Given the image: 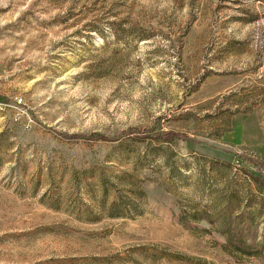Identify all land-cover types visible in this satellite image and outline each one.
Returning a JSON list of instances; mask_svg holds the SVG:
<instances>
[{"label": "rangeland", "instance_id": "obj_1", "mask_svg": "<svg viewBox=\"0 0 264 264\" xmlns=\"http://www.w3.org/2000/svg\"><path fill=\"white\" fill-rule=\"evenodd\" d=\"M195 140L264 162V0H0V264H264Z\"/></svg>", "mask_w": 264, "mask_h": 264}, {"label": "trees", "instance_id": "obj_2", "mask_svg": "<svg viewBox=\"0 0 264 264\" xmlns=\"http://www.w3.org/2000/svg\"><path fill=\"white\" fill-rule=\"evenodd\" d=\"M176 135L178 138L184 139L183 136L177 135L174 132H163V131H156L152 130L146 135H140L139 137L142 139H153V140H167L170 141ZM196 145H208L207 150H218L223 152L224 156H221L224 161L232 163L239 167L240 171H242L245 175L250 176L256 183H264V162L259 161L256 158L246 155L237 153L232 149H225L220 148L218 146L210 145L203 143L201 141L195 140ZM203 143V144H201ZM229 159V160H228Z\"/></svg>", "mask_w": 264, "mask_h": 264}]
</instances>
